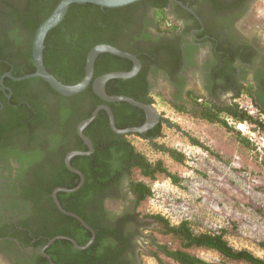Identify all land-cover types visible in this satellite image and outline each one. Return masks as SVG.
I'll return each mask as SVG.
<instances>
[{"label":"flooded vegetation","instance_id":"obj_1","mask_svg":"<svg viewBox=\"0 0 264 264\" xmlns=\"http://www.w3.org/2000/svg\"><path fill=\"white\" fill-rule=\"evenodd\" d=\"M28 2L0 0V27L9 28V15L23 11ZM160 3L169 16L166 27L161 26L154 7L148 3L135 10L132 24L137 32L133 48L148 56L145 64L151 96L156 93L166 97L160 91L161 84H165L173 106L191 105L200 96L206 101L224 103L240 90L251 87L255 104L264 112V0H161ZM253 12L254 33H250L246 24ZM14 54L10 42H0L3 59ZM3 59L0 64L6 62L8 69L0 70V264H57L56 261L145 264L143 256L148 252L145 244L151 245L153 239L150 231L163 228V224L151 215L141 214V204L137 206L132 186L136 181L133 172L139 169L133 168L129 173L127 163L117 157L119 153L111 155L102 182L87 190L83 196L85 204H74L76 198L65 197L67 204L61 205L68 214L56 204L38 203L26 196L25 192L38 178L36 173H42L37 166L39 158H30L25 151L30 140L40 146L46 140L51 147L70 144L72 149L63 156L65 166L68 153L79 147L86 151L89 148L77 131L81 121L76 125V136L64 135V126L38 83L24 86L22 82L29 79L15 81L6 76L13 75L16 68H24L27 61L16 56L13 61ZM197 87L202 89L201 93ZM198 100L201 102L202 98ZM18 116L27 121L28 132H9L8 123ZM54 137L60 141L53 142ZM76 157L71 159L74 168L90 166ZM71 214L82 218L94 230V238ZM56 231L69 235L51 237ZM58 237L64 238L50 244ZM59 240L61 243L57 244ZM75 243L84 248H77Z\"/></svg>","mask_w":264,"mask_h":264},{"label":"trees","instance_id":"obj_2","mask_svg":"<svg viewBox=\"0 0 264 264\" xmlns=\"http://www.w3.org/2000/svg\"><path fill=\"white\" fill-rule=\"evenodd\" d=\"M60 1L48 0L46 3L41 0H29L23 11H16L9 15V28L0 27V42L4 40L10 42L15 52L11 58L5 57L3 59L4 56L0 55V59L13 61L16 56L17 59L27 61L24 68L15 69L13 73L15 77L35 72L32 53L36 31L40 24L52 14ZM160 2L161 0H142L121 8H102L90 3L72 4L64 20L53 28L46 38L44 51L46 69L64 85H75L85 76L87 56L90 50L98 44H109L138 56L142 63V69L134 78L110 80L106 85L107 93L109 95L128 96L142 103L154 104L149 86L148 69L145 64L148 56L142 53L143 51L133 48L137 32L133 31L132 24L135 10L137 11L138 7L148 3L154 7V15L161 26L166 27L169 16L164 4ZM0 26H2L1 22ZM176 29L177 26H174L173 30ZM0 66L2 67L1 72L6 68L8 69L4 61L1 62ZM132 68L133 63L130 60L103 53L99 55L95 62L93 81L101 75L115 71H130ZM93 81L83 92L68 97L56 92L41 78L25 80L22 83L24 86L34 82L39 84L44 94L50 98L54 114L62 122L64 135L67 137L76 136V125L84 118L91 116L93 110L101 104H107L112 109L116 126L120 129L141 126L145 123L146 113L143 110L126 102L106 103L99 98L93 90ZM250 89L251 87L245 89V93L254 99ZM245 90H240L234 99L238 98ZM198 99L200 98L195 97L191 105H174V107L178 111L188 113L196 118L205 119L211 123H219L227 129H232V127L229 126L226 118H223L222 115L233 119L236 123L252 124L256 126V130L264 131V122L247 114L240 108L238 103L218 104L211 100L199 102ZM162 126L163 122H160L147 133L136 135L145 140L153 139L152 141H154L163 136ZM7 127H9V132L13 130L20 134L21 132H28L27 121L20 116L10 120ZM85 134L90 136L95 149L90 156L76 157L90 165L83 168L75 164L77 169L84 173L85 182L76 192L70 194L58 193L61 204H67L64 200L67 196L77 199L74 204H85L83 196L90 187L96 188V185L102 182L103 175L108 169V161L114 153H119L117 157L121 158L125 164L127 163L129 173L133 168H138L141 175L150 180H155L158 175H164L172 183L181 185L182 178L169 171L162 160L150 161L128 139L130 134L125 136L114 133L105 111L98 114L97 118L85 130ZM186 136L193 145L207 150L199 140L189 135ZM56 138L54 137L53 142L58 143L60 139L57 141ZM152 141L150 140V142ZM156 147L178 163L183 164L187 160V156L175 148L167 147L164 144ZM71 149L72 147L67 143L62 146L51 147L49 140H46L42 146L37 145L33 140L27 143L25 151L30 158L36 156L39 158L37 166L42 169V173H36L38 178L32 182L29 190L25 192L26 196L31 197L38 203L55 204L51 196L55 188L65 187L71 189L77 186L79 177L70 172L63 161V156ZM76 150L86 151L82 147L76 148ZM132 186L137 198V206L153 195L151 187L143 181H133ZM149 217H153L163 224V228L159 230L161 233L172 235L180 243V248L172 249L167 244L152 239L151 245L154 250L150 252V256L158 264H169L164 258L177 264H216L192 254L189 251L192 248L213 250L227 261L264 264V258L256 256L251 251L235 249L226 239L224 231L196 232L189 220L171 224L161 214ZM92 228H95L93 224ZM59 234L69 235V232L56 231L51 234V237ZM87 239L79 244L83 245ZM56 243H61V241L59 240ZM261 247L264 248V243H261ZM56 262L60 264V262Z\"/></svg>","mask_w":264,"mask_h":264},{"label":"rangeland","instance_id":"obj_3","mask_svg":"<svg viewBox=\"0 0 264 264\" xmlns=\"http://www.w3.org/2000/svg\"><path fill=\"white\" fill-rule=\"evenodd\" d=\"M246 30L254 33V12ZM197 90L202 92L200 87ZM160 91L166 97L153 93L152 98L163 120V136L152 142L136 134H130L128 139L150 161L162 160L182 181L181 185H176L164 175L150 180L136 169L133 179L145 182L154 192L141 203V214H161L171 224L189 220L196 232L224 231L235 249H247L264 258L261 247L264 243V131L256 130L255 125L248 123H244L245 130L241 131L239 123L223 115L232 129L196 118L169 103V89L165 84H161ZM245 92L236 99L218 104H239L253 99ZM200 97L201 102H206L205 97ZM254 106L257 108L254 118L264 122V113L256 104ZM186 135L199 140L207 150L193 145ZM161 144L184 153L187 156L185 163H178L157 149L156 146ZM159 230L150 231L153 239L172 249L180 248L175 237ZM145 246L148 249L143 256L145 264H158L150 256L154 250L152 245ZM189 251L216 264H245L227 261L213 250L192 248ZM164 260L177 264L167 258Z\"/></svg>","mask_w":264,"mask_h":264},{"label":"water","instance_id":"obj_4","mask_svg":"<svg viewBox=\"0 0 264 264\" xmlns=\"http://www.w3.org/2000/svg\"><path fill=\"white\" fill-rule=\"evenodd\" d=\"M139 1H142V0H61L59 4L56 6V8L54 9V11L52 12V14L40 24V26L38 27L36 31L34 41H33V53H32L33 64L35 66V72L21 76V77H15L11 75V73L6 74V76L10 77L11 79L15 81L31 79V78H41L42 80L47 82L56 92H58L59 94L63 96L68 97V96H74V95H77L83 92L92 83L94 72H95V62L97 58L99 57V55L103 53H107V54H111L117 57L128 59L133 63V68L130 71H115V72H110V73L97 77L93 81V90L99 98H101L103 101L107 103L126 102L132 106H135L143 110L146 113V121L141 126L120 129L116 126L115 117H114L112 109L106 104H101L93 111L90 117L84 119L83 121L79 123L78 128H77L78 134L83 139L84 143L88 146L89 150L88 151L77 150V151H72L68 153L66 157V166L68 167L70 171L76 173L80 177V182L74 188L69 189L65 187H58L52 193V197H53L55 204L65 214H68V212H66L62 208V205L58 199V193L60 192L73 193V192L78 191L83 186L85 182V176L82 172H80L79 170H77L71 165V159L75 156L89 155L91 152L94 151L93 144L91 140L84 134V130L87 126H89L97 118L98 114L101 111H105L108 115L109 124H110L112 131L119 135H129V134L143 135L161 121V115L156 109V107L154 106V104L142 103L128 96L109 95L106 91V85L110 80H113V79L128 80V79L134 78L140 72L142 68V63L139 60L138 56L130 52L120 50L109 44H98L90 50L87 56L84 78L79 83L68 86L58 81L51 73H49V71L45 67L44 51L46 48V38L49 32L53 28L58 26L64 20L72 4L90 3V4L101 6L102 8H121V7L134 4ZM171 1H175V0H171ZM178 4L186 8L185 5H183L181 2H178ZM2 83H3V80H2ZM71 215L74 216L76 219H78V221H80V223L85 228L90 230L94 238V234H95L94 230L91 229L82 218L74 214H71ZM61 238H64V237H58V238L52 239L50 241V244L53 243L56 239H61ZM75 246L79 249L84 248V247H80L77 244Z\"/></svg>","mask_w":264,"mask_h":264},{"label":"built area","instance_id":"obj_5","mask_svg":"<svg viewBox=\"0 0 264 264\" xmlns=\"http://www.w3.org/2000/svg\"><path fill=\"white\" fill-rule=\"evenodd\" d=\"M254 102L253 99H246L243 100V102H239V106L240 108L245 111L247 114H249L250 116L254 117V115L256 114L257 108L255 109L254 106ZM170 180V179H169ZM152 189V188H151ZM153 191V190H152ZM154 193V192H153ZM153 196V195H152Z\"/></svg>","mask_w":264,"mask_h":264},{"label":"bare ground","instance_id":"obj_6","mask_svg":"<svg viewBox=\"0 0 264 264\" xmlns=\"http://www.w3.org/2000/svg\"><path fill=\"white\" fill-rule=\"evenodd\" d=\"M238 128H239V130L244 131L245 130V125L244 124H239Z\"/></svg>","mask_w":264,"mask_h":264}]
</instances>
